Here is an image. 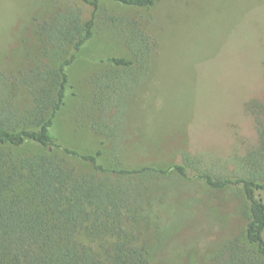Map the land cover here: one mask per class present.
Returning <instances> with one entry per match:
<instances>
[{
    "label": "rangeland",
    "instance_id": "obj_1",
    "mask_svg": "<svg viewBox=\"0 0 264 264\" xmlns=\"http://www.w3.org/2000/svg\"><path fill=\"white\" fill-rule=\"evenodd\" d=\"M99 4L94 34L67 68L66 100L51 133L63 147L82 153L102 148L99 158L106 167L155 166L167 172L98 173L90 162L32 142L12 150L56 156L71 181L121 190L117 219L111 215L99 235L82 234L84 243L123 238L148 246L154 264H211L226 245L245 243L248 202L238 187H210L196 168L241 175L244 154L258 142L247 104L264 103V0H157L150 8L119 0ZM66 8L80 9L84 19L93 12L84 0H0V72L5 74L0 89L16 111L33 104L20 80L48 46L39 25ZM135 25L143 30L144 46L152 49L151 64L144 76L139 70L117 76L136 85L129 96L120 94L125 139L115 145L92 128L101 113L96 96L106 101L104 93H111L102 89L107 80L78 81L77 66L96 70V78L106 75L101 69H116L107 59L132 57L126 37ZM68 53L65 46L62 57ZM187 156L193 165L185 163ZM175 164H185L187 174L178 173ZM257 194L264 202V190Z\"/></svg>",
    "mask_w": 264,
    "mask_h": 264
},
{
    "label": "trees",
    "instance_id": "obj_2",
    "mask_svg": "<svg viewBox=\"0 0 264 264\" xmlns=\"http://www.w3.org/2000/svg\"><path fill=\"white\" fill-rule=\"evenodd\" d=\"M84 1L93 6L90 18L84 19L80 9L66 8L56 12L53 20L39 25V32L46 37L48 46L35 56L34 65L20 80L32 98V106L16 111L12 98L0 89V264H154L152 251L146 245H134L123 238L97 246L81 240L82 234L93 236L103 232L102 227L109 223L111 215L117 219L119 212L115 211L121 207L120 189L96 185L93 181H71L70 174L56 156L12 150L32 142L44 148H60L66 154L90 162L98 173L167 172L155 166L106 167L99 158L102 148L95 153H82L63 147L51 133L54 117L65 103L69 81L67 68L94 34L100 0ZM119 1L145 8L157 2ZM142 41L143 30L135 25L126 37L132 57H108L116 69L94 79L98 83L107 80L102 89L104 92L111 90V93H104L106 101H102L103 96H96L101 102V113L92 128L115 145L122 144L125 139V105L120 99L129 96L128 92L136 85L118 81L117 76L135 70L141 71L142 76L148 72L152 49ZM65 46L69 53L63 58L61 50ZM4 81L5 74L0 72V83ZM125 92L126 95L120 96ZM247 108L255 115L259 139L241 160L243 173L224 177L196 168V175L210 187H238L248 202L245 243L226 245L211 264H264V202L257 194L264 190V103L252 99ZM185 163L193 165L194 160L187 156ZM173 167L181 175L187 174L185 164ZM108 230L109 227L104 231Z\"/></svg>",
    "mask_w": 264,
    "mask_h": 264
},
{
    "label": "crops",
    "instance_id": "obj_3",
    "mask_svg": "<svg viewBox=\"0 0 264 264\" xmlns=\"http://www.w3.org/2000/svg\"><path fill=\"white\" fill-rule=\"evenodd\" d=\"M77 58H78V56H77ZM79 64H81V63H79ZM77 68H78L77 74H79V78L78 77H76V78H78V81H80V80L81 81H83V80L86 81V80H89V79H93L94 80L96 78V76H95L96 70L90 68L89 66L80 65V66H77ZM101 70L103 71V73L110 72L111 71V67L105 68V69H101ZM67 73H68L69 81H70V71L67 70ZM100 73H98V74H100ZM65 98H66V96H65ZM83 109H84V106H83Z\"/></svg>",
    "mask_w": 264,
    "mask_h": 264
}]
</instances>
